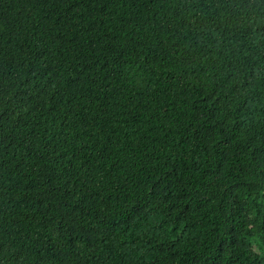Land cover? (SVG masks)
Instances as JSON below:
<instances>
[{
	"label": "trees",
	"instance_id": "16d2710c",
	"mask_svg": "<svg viewBox=\"0 0 264 264\" xmlns=\"http://www.w3.org/2000/svg\"><path fill=\"white\" fill-rule=\"evenodd\" d=\"M0 264H264V0H0Z\"/></svg>",
	"mask_w": 264,
	"mask_h": 264
}]
</instances>
